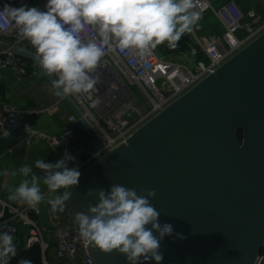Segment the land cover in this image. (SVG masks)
Instances as JSON below:
<instances>
[{
    "label": "water",
    "instance_id": "obj_1",
    "mask_svg": "<svg viewBox=\"0 0 264 264\" xmlns=\"http://www.w3.org/2000/svg\"><path fill=\"white\" fill-rule=\"evenodd\" d=\"M0 50L34 63L51 85L56 79L42 73L34 52L3 41ZM118 84L122 96H103L99 116L130 97L129 88ZM60 98L101 147L71 98ZM31 136L22 127L1 138L0 158ZM115 184L138 194L156 190L150 202L160 212L159 223L174 229L161 242V264L258 262L264 250V33L85 170L71 190L67 213L75 222L76 212L87 213L88 204L98 202L86 195L89 190L110 191ZM87 250L97 264H128L116 251L103 253L89 244Z\"/></svg>",
    "mask_w": 264,
    "mask_h": 264
},
{
    "label": "clouds",
    "instance_id": "obj_2",
    "mask_svg": "<svg viewBox=\"0 0 264 264\" xmlns=\"http://www.w3.org/2000/svg\"><path fill=\"white\" fill-rule=\"evenodd\" d=\"M45 8L5 4L0 15L35 49L42 73L57 77L52 89L59 97L94 89L101 82L97 69L109 52L130 50L144 57L165 43L174 50L201 18L195 0H47ZM30 130L26 127L29 134ZM74 160L67 150L55 163L38 159L35 169L41 170L42 176L30 165L21 166L23 178L8 199L38 209L45 198L43 184L51 196L47 201L51 211L64 212L81 176L78 167L68 166ZM86 195H96L98 202H90L87 213L74 214L83 241L103 253L124 255L128 264L149 260L161 264V242L172 236L174 229L169 223H159L160 212L150 202L155 189L138 194L135 188L115 184L110 191L89 190ZM176 236L183 239L181 234ZM16 254L10 230L0 232V264H9ZM19 264L32 261L21 259Z\"/></svg>",
    "mask_w": 264,
    "mask_h": 264
},
{
    "label": "built area",
    "instance_id": "obj_3",
    "mask_svg": "<svg viewBox=\"0 0 264 264\" xmlns=\"http://www.w3.org/2000/svg\"><path fill=\"white\" fill-rule=\"evenodd\" d=\"M31 1H37L40 4L37 7L46 10L47 0H0V12L5 4L20 7ZM195 11L200 13L201 18L208 11H212L219 20L223 33L220 40L196 38V45L191 49L195 58L192 67L164 60L154 50L144 57L130 50L109 52L102 58L101 66L97 69L101 82L86 94L69 95L95 130L102 142L101 147L96 145L93 150H85L75 144L77 138L75 126L79 121L74 113L68 118L71 126L61 135H43L42 139L61 153L64 154L67 150L74 156L77 163L72 168L78 167L82 174L104 156L106 151H112L126 143L150 120L213 75L263 34L262 30L246 27V15L234 2H229L216 10L207 0H203L202 3L195 0ZM240 32H245V36L239 37ZM8 39L13 40L14 44L11 45L16 46L29 42L18 35V30L8 18L0 15V41L5 42L4 40ZM0 71H12L21 81L29 75L30 64L21 57L0 50ZM35 73L42 75L39 69ZM120 81L129 90L132 87L139 88L148 101L149 109L142 111L130 103L128 101L132 95L130 90V97L127 100L103 116H95V112L104 104L103 96L109 100H116L122 96L118 84ZM22 127L24 124L21 111L17 106L5 104L0 107V139ZM83 156L85 158L81 160ZM41 217L40 205L38 209L26 204L18 207L0 198V226H6L0 229L10 230L13 237L24 233V249L38 247L41 251V264H54L47 258L49 252H53L55 261L61 264H97L88 253V243L80 238L78 226L73 221L61 224L52 220L49 221V226H45L39 220ZM45 232L48 233V237L45 236ZM262 256L256 264L260 263Z\"/></svg>",
    "mask_w": 264,
    "mask_h": 264
},
{
    "label": "crops",
    "instance_id": "obj_4",
    "mask_svg": "<svg viewBox=\"0 0 264 264\" xmlns=\"http://www.w3.org/2000/svg\"><path fill=\"white\" fill-rule=\"evenodd\" d=\"M20 47L33 51L21 45ZM29 64V75L21 81L12 71H0V107L5 104L17 106L21 111L24 127L31 128L32 131L31 138L0 158V198L18 207L25 204L9 200L8 194L19 185L23 178L19 173V168L25 164L30 165L37 175L42 176V171L35 169L36 160L43 159L46 163H55L63 158L64 154L50 146L42 139V136L61 135L71 126L68 118L72 114L70 108L59 96L54 94L52 85L48 80L43 75L40 76L35 73L38 70L37 66L32 62H29ZM94 115L98 116L96 112ZM75 130L77 134L75 144L77 146L85 150L95 149L96 143L80 124L75 126ZM84 158L85 156L81 160ZM76 163V160L69 162V168H72ZM41 190L45 198L40 204L42 212L40 222L45 226H49V221L52 220L61 224L72 222L66 208L62 213L51 211V207L47 203L51 196L43 184H41ZM60 191L64 190L61 189ZM2 231H5V229H0V232ZM14 243L17 251H20L19 253L26 251L24 249V233L14 236ZM13 264H19V262ZM54 264L61 263L55 261Z\"/></svg>",
    "mask_w": 264,
    "mask_h": 264
},
{
    "label": "rangeland",
    "instance_id": "obj_5",
    "mask_svg": "<svg viewBox=\"0 0 264 264\" xmlns=\"http://www.w3.org/2000/svg\"><path fill=\"white\" fill-rule=\"evenodd\" d=\"M214 9H218L229 2L236 3L239 8L246 15L245 25L246 27L252 28L254 30H262L261 33H264V0H207ZM29 7H37L40 4L37 1H31L27 4ZM252 15H255V18H251ZM222 26L212 11H208L202 18H200L198 24L193 28L191 33H186L188 39L186 43L181 41L178 42V47L176 49H169L165 44L159 45L154 51L157 55L164 60L171 61L179 64H186L189 66L194 65L195 58L192 55V47H195L196 38L209 40L210 38H216L220 40L222 36ZM245 32H240L239 37L245 36ZM8 44H14L13 40H4ZM22 47L35 49L31 46L29 42H23ZM131 97L128 101L134 104L137 108L142 111L149 109L148 101L142 91L137 87H132ZM73 222L74 220L71 219ZM75 223V222H74ZM45 236L48 237V233L45 232ZM20 251H17L15 257L19 256ZM47 258L55 262L53 257V252L47 254ZM12 259V258H11ZM10 259V260H11ZM15 261V260H14ZM11 262V261H10Z\"/></svg>",
    "mask_w": 264,
    "mask_h": 264
},
{
    "label": "trees",
    "instance_id": "obj_6",
    "mask_svg": "<svg viewBox=\"0 0 264 264\" xmlns=\"http://www.w3.org/2000/svg\"><path fill=\"white\" fill-rule=\"evenodd\" d=\"M188 36L184 34L180 39L181 42L186 43ZM238 137L242 140V132L238 133ZM21 259L31 260L32 264H41V251L38 247H34L31 250L22 251L18 257H13L9 264H13L15 262H19ZM15 260V261H14Z\"/></svg>",
    "mask_w": 264,
    "mask_h": 264
},
{
    "label": "flooded vegetation",
    "instance_id": "obj_7",
    "mask_svg": "<svg viewBox=\"0 0 264 264\" xmlns=\"http://www.w3.org/2000/svg\"><path fill=\"white\" fill-rule=\"evenodd\" d=\"M261 255H264V250L261 251Z\"/></svg>",
    "mask_w": 264,
    "mask_h": 264
},
{
    "label": "bare ground",
    "instance_id": "obj_8",
    "mask_svg": "<svg viewBox=\"0 0 264 264\" xmlns=\"http://www.w3.org/2000/svg\"><path fill=\"white\" fill-rule=\"evenodd\" d=\"M203 0H199L200 3H202Z\"/></svg>",
    "mask_w": 264,
    "mask_h": 264
}]
</instances>
